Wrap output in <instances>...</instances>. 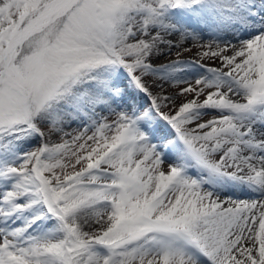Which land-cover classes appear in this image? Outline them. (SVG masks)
I'll return each mask as SVG.
<instances>
[{
  "label": "snow or ice",
  "instance_id": "snow-or-ice-1",
  "mask_svg": "<svg viewBox=\"0 0 264 264\" xmlns=\"http://www.w3.org/2000/svg\"><path fill=\"white\" fill-rule=\"evenodd\" d=\"M0 264H264V0H0Z\"/></svg>",
  "mask_w": 264,
  "mask_h": 264
},
{
  "label": "rangeland",
  "instance_id": "rangeland-1",
  "mask_svg": "<svg viewBox=\"0 0 264 264\" xmlns=\"http://www.w3.org/2000/svg\"><path fill=\"white\" fill-rule=\"evenodd\" d=\"M187 55L191 56V55H193V54L190 53V54H187Z\"/></svg>",
  "mask_w": 264,
  "mask_h": 264
}]
</instances>
